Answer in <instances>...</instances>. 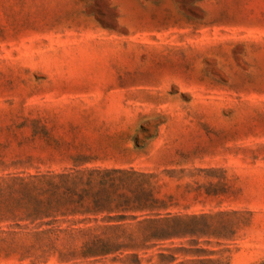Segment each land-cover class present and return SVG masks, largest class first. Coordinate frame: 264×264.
<instances>
[{
    "label": "rangeland",
    "instance_id": "1",
    "mask_svg": "<svg viewBox=\"0 0 264 264\" xmlns=\"http://www.w3.org/2000/svg\"><path fill=\"white\" fill-rule=\"evenodd\" d=\"M77 169L160 203L28 218L15 179ZM0 264H264V0H0Z\"/></svg>",
    "mask_w": 264,
    "mask_h": 264
},
{
    "label": "trees",
    "instance_id": "2",
    "mask_svg": "<svg viewBox=\"0 0 264 264\" xmlns=\"http://www.w3.org/2000/svg\"><path fill=\"white\" fill-rule=\"evenodd\" d=\"M15 184L20 202L28 206V218L34 220L58 217L72 219L74 225L97 221L105 215L108 222L135 219L131 212L153 211L159 200L147 188L146 174L121 169H77L57 174H40L17 178ZM54 221V222H55ZM53 224V223H52ZM121 228L120 225L106 229ZM97 229H51V233L78 235L84 239L87 250L109 251L115 244L103 235H95Z\"/></svg>",
    "mask_w": 264,
    "mask_h": 264
}]
</instances>
